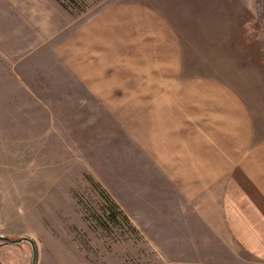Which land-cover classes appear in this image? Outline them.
Wrapping results in <instances>:
<instances>
[{
  "label": "crops",
  "instance_id": "1",
  "mask_svg": "<svg viewBox=\"0 0 264 264\" xmlns=\"http://www.w3.org/2000/svg\"><path fill=\"white\" fill-rule=\"evenodd\" d=\"M216 1L118 0L71 24L57 57L67 78L55 85L69 92L59 119L83 103L90 145L92 133L106 143L115 120L116 196L131 210H163L171 231L200 239L209 231L227 262H264V77L213 70L235 53Z\"/></svg>",
  "mask_w": 264,
  "mask_h": 264
},
{
  "label": "rangeland",
  "instance_id": "2",
  "mask_svg": "<svg viewBox=\"0 0 264 264\" xmlns=\"http://www.w3.org/2000/svg\"><path fill=\"white\" fill-rule=\"evenodd\" d=\"M116 1L0 0V235L32 238L35 264H264L227 262L210 245L209 231L200 239L186 229L171 231L163 210H131V198L116 196L123 187L115 181L117 154L108 147L123 138L115 120L108 121L106 143L92 133L90 145L83 103H75L76 119H59L57 97L69 94L55 85L67 78L57 58L66 51L62 36ZM219 9L221 34L223 27L233 32L235 53L221 55L213 70L264 77V0H219ZM73 93L80 98L83 89ZM94 126L98 131L99 120ZM32 258L29 240H0V264H32Z\"/></svg>",
  "mask_w": 264,
  "mask_h": 264
},
{
  "label": "water",
  "instance_id": "3",
  "mask_svg": "<svg viewBox=\"0 0 264 264\" xmlns=\"http://www.w3.org/2000/svg\"><path fill=\"white\" fill-rule=\"evenodd\" d=\"M0 240H7L8 242H12V243L20 242V241H23V240H29L32 243V246H33L32 264H35L36 255H37V248H36L35 241L32 238L27 237V236H23V237H20V238H11L9 236L0 235Z\"/></svg>",
  "mask_w": 264,
  "mask_h": 264
},
{
  "label": "trees",
  "instance_id": "4",
  "mask_svg": "<svg viewBox=\"0 0 264 264\" xmlns=\"http://www.w3.org/2000/svg\"><path fill=\"white\" fill-rule=\"evenodd\" d=\"M84 10V9H83Z\"/></svg>",
  "mask_w": 264,
  "mask_h": 264
}]
</instances>
